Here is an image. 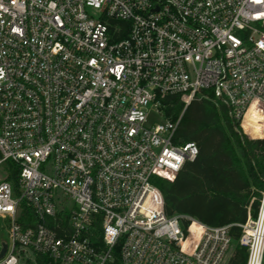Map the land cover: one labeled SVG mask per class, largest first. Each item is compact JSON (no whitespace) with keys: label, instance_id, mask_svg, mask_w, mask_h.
<instances>
[{"label":"built area","instance_id":"obj_1","mask_svg":"<svg viewBox=\"0 0 264 264\" xmlns=\"http://www.w3.org/2000/svg\"><path fill=\"white\" fill-rule=\"evenodd\" d=\"M201 90L249 138L264 0H0V264L26 250L49 264H113L115 251L119 264H229L231 224L168 215L154 182L198 154L165 98L186 107ZM237 225L244 264H264V181Z\"/></svg>","mask_w":264,"mask_h":264},{"label":"trees","instance_id":"obj_2","mask_svg":"<svg viewBox=\"0 0 264 264\" xmlns=\"http://www.w3.org/2000/svg\"><path fill=\"white\" fill-rule=\"evenodd\" d=\"M206 90H201L202 94ZM164 102L166 115L181 117L177 127L178 137L194 141L198 154L187 161L172 181L155 178L154 182L164 198L168 215L187 214L211 225L231 224L234 239L229 264H244L245 249L236 242L242 223L249 212L255 215L260 190L264 181V164L254 157V150L264 147V139H249L240 132L228 107L204 96L192 100L186 107L176 96ZM245 130L255 138L264 131V110L257 102L251 103L242 121ZM7 178L16 184L17 169L8 161ZM18 222L25 227L34 222L31 209L23 205ZM113 264H119L115 251ZM37 264H49L46 256L34 253Z\"/></svg>","mask_w":264,"mask_h":264},{"label":"rangeland","instance_id":"obj_3","mask_svg":"<svg viewBox=\"0 0 264 264\" xmlns=\"http://www.w3.org/2000/svg\"><path fill=\"white\" fill-rule=\"evenodd\" d=\"M206 98H210L213 102H219L214 96L211 94L209 90L203 92ZM5 221L0 220V241L6 240L5 235ZM20 252V251H19ZM17 263L16 264H37L34 259V253L30 250H26L24 253H18Z\"/></svg>","mask_w":264,"mask_h":264},{"label":"crops","instance_id":"obj_4","mask_svg":"<svg viewBox=\"0 0 264 264\" xmlns=\"http://www.w3.org/2000/svg\"><path fill=\"white\" fill-rule=\"evenodd\" d=\"M247 136L249 138H255L253 136H251L248 132H247ZM264 137V131H263V136L260 138L262 139ZM254 157L257 160V162L259 161L260 163L264 164V147H258V149L254 150Z\"/></svg>","mask_w":264,"mask_h":264},{"label":"water","instance_id":"obj_5","mask_svg":"<svg viewBox=\"0 0 264 264\" xmlns=\"http://www.w3.org/2000/svg\"><path fill=\"white\" fill-rule=\"evenodd\" d=\"M7 250V242L0 241V259L3 258Z\"/></svg>","mask_w":264,"mask_h":264}]
</instances>
